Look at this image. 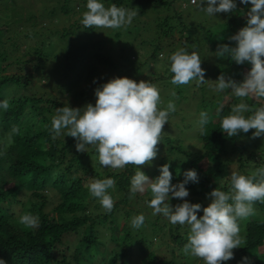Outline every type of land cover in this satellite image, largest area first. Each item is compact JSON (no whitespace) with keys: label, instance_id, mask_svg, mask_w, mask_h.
<instances>
[{"label":"trees","instance_id":"trees-1","mask_svg":"<svg viewBox=\"0 0 264 264\" xmlns=\"http://www.w3.org/2000/svg\"><path fill=\"white\" fill-rule=\"evenodd\" d=\"M185 1L188 2L186 6H182L180 0H100L105 8L115 4L136 8L140 15L151 16L156 41L146 43L145 49L151 48L147 59L130 60L126 43L108 44V38L113 37L111 33L99 36L95 28L79 24L83 16L79 17L60 32L64 40L69 31L74 34L81 30L84 40L76 45L66 44L54 66L53 70L62 78L53 88L58 93L15 95L5 92L7 86H28L33 73L42 74L50 51L41 41L26 46L23 55L18 54L20 37L33 35L18 30L14 37L4 39L2 30L6 27L0 26V102L7 100L9 104L7 109L0 107V259L5 264H204L182 251L190 233L189 226L173 225L158 214L148 218H154L150 221L149 232L131 227L135 216L130 218L132 209H127L126 205L151 199L150 191L137 193L129 199L131 177L138 168L129 165L116 171L103 167L94 146L89 151L77 152V141L66 136L67 129L55 139L51 131L52 117L57 114L58 107L80 108L82 114L87 104L95 105L96 88L113 78L130 77L131 65L137 64L135 73L141 72L151 62L155 63L159 54L170 57L177 43L189 54L195 51L205 64H213L211 71L217 77L222 73L237 80L245 76L251 69L250 63L237 65L230 57L217 58L216 51L220 44L235 46L236 42L229 37L247 26L251 4L235 0L237 8L230 12L227 20L210 29L186 22V14L182 13H190L194 7L189 0ZM82 3L86 6L87 0H63L59 10L76 13V6L81 7ZM35 20L31 21L32 25L36 24ZM124 29L132 34L137 28ZM121 33L117 32L115 39ZM172 45L175 47L171 48ZM30 65L33 72L28 73ZM171 76L157 74L148 82L169 86L164 89L174 88L177 85L171 83ZM200 90L202 100H210L203 106L208 122L203 125V133L200 125L197 134L202 151L187 149L179 137L163 134L158 145L159 156L140 170L155 179L160 175L161 166L170 164L173 184L183 181L185 171L195 170L199 182L186 185L190 193L186 199L203 208L211 202L207 194L213 189L230 190L232 172L251 178L258 169L264 168V148H261L264 136L252 138L255 130H250L228 137L221 130V120L231 113L233 105L244 102L255 110L264 106V98L249 96L241 100L229 96V89L216 92L219 98L213 100L214 95L206 93L210 88L202 85L195 93ZM179 93L180 90L175 94L177 101H173L176 104L181 99ZM205 94L211 97L204 99ZM221 105L223 108L217 115ZM251 114L245 113L246 116ZM101 167L105 169L104 175L99 173ZM106 178L116 181L115 187L108 190L115 201L110 213L105 212L98 199L91 197L87 188L92 180ZM260 179L257 175L254 182ZM47 190L54 193L55 199ZM183 202L176 198L169 200L173 206ZM253 209V215L238 220L242 225L239 228L243 242L234 258L224 264H242L244 257L248 258L247 264H264V203L257 201ZM26 213L39 217L37 228H26L19 223V218ZM202 215L200 211L198 216ZM133 232H140L137 239ZM167 236L170 239L165 242ZM161 243L165 244L163 249Z\"/></svg>","mask_w":264,"mask_h":264},{"label":"clouds","instance_id":"clouds-1","mask_svg":"<svg viewBox=\"0 0 264 264\" xmlns=\"http://www.w3.org/2000/svg\"><path fill=\"white\" fill-rule=\"evenodd\" d=\"M194 5L208 15L230 13L237 8L235 0H192ZM242 4H251L247 26L229 37L235 46L220 44L216 57H230L237 65L251 64L250 71L241 82H236L223 73L212 81L217 92L231 89L232 94L241 100L246 97L264 98V0H240ZM206 4V7L204 6ZM87 11L83 13L82 24L86 28L119 29L130 25L137 15L135 11L117 7L109 8L100 0H87ZM171 83L177 86L188 85L193 81L198 84L208 83L202 60L195 52L180 48L170 55ZM175 96V92L172 94ZM95 105L89 103L83 109L70 106L58 107L52 117L51 131L53 139L67 129L66 136L75 138L77 152H86V146H94L101 166L119 171L132 165L139 169L130 181L129 199L137 193L150 191L151 199L146 203L153 209V215H162L171 224L187 225L190 228L187 243L182 251L186 256L202 260L204 264H224L234 258V249L240 248L242 238L238 220L253 215V205L257 201L264 203V168L257 170L249 178L236 172L231 173L229 191L213 189L208 206L187 201L189 182L198 183L195 170L184 172L183 181L173 184L170 164L160 168V175L150 179L140 170L157 157L158 145L164 134V125L168 123L170 113L176 111L174 102L169 101L165 109L160 108L161 96L158 87L148 81L139 82L127 78H113L95 90ZM0 107L7 109L8 101L0 102ZM223 105L217 109L220 114ZM251 112L246 116L245 113ZM208 122L206 112L200 113L201 132ZM221 130L228 137L239 133L252 132V138L264 136V106L250 109L241 102L231 108V113L221 120ZM259 182H254L256 176ZM113 178L94 179L88 185L91 197L110 213L115 201L108 193L115 187ZM172 198L183 200L175 206L169 203ZM231 201V203L229 202ZM202 211L203 215L198 216ZM143 214L131 220V227L139 229L144 223ZM19 223L26 228H37L39 217L26 213L19 218ZM244 257L242 264H247ZM0 264H5L0 259Z\"/></svg>","mask_w":264,"mask_h":264},{"label":"rangeland","instance_id":"rangeland-1","mask_svg":"<svg viewBox=\"0 0 264 264\" xmlns=\"http://www.w3.org/2000/svg\"><path fill=\"white\" fill-rule=\"evenodd\" d=\"M180 2L182 6H186V4L188 3L185 0H180ZM189 3L194 8H191L190 13H182L183 15L186 14V22L188 24H200L205 26V28L210 27V29H215L217 28V24L219 22L227 20V18L230 16L229 14H231L218 13L213 16H210L201 8L197 7V5H194L192 3V0H189ZM197 3H199V0H197ZM62 4L63 0H0V26L6 27V30H2L3 38L7 39L9 36L14 37L15 33L18 30H21L22 34L25 33V31H28V34L31 33L33 35L27 37H20L19 48L16 53L23 55L25 53L26 46H29V44L31 43L37 44L41 41H43L47 45L46 47L50 51L46 63H44V66H42V74L33 73L34 76L28 86H7L5 88V92H10L11 94L15 95L31 94L32 92L40 93L43 91L58 93L57 90L53 88L56 87L55 85L57 81L60 82L62 78L60 77V74H57V71L53 70L54 66L56 62H58V60L60 59L61 54L64 51L63 48L66 46V44L68 45V43H71L76 45L79 44L82 40H84V35L82 34L81 30L75 32L74 34L69 31L68 35L65 37L64 40L60 37V32L64 28H68L74 21H77L79 17L83 16V13L87 11L86 6H84V4L82 3L81 7L76 6V13H63L59 10ZM204 6L206 7V4ZM125 9H129L137 13L130 25H125L119 29L95 28L94 31L95 33H98L99 36L102 35V37L105 36V32L111 33L113 37L108 38V44L111 42L115 46H120L121 44L126 43V45L124 46H126V53L130 54V60H136V58L139 57L142 61H144V59L148 58V55L151 52V48L145 49L146 43L154 39L156 41V36L153 35V30L151 26L152 17L149 15H140L136 8L125 7ZM33 19H36V24L34 25H32L31 22ZM78 22L79 24H82L80 20ZM124 27H135L137 29H134L131 32L132 34H129L126 33L127 31H125ZM123 31L124 33L122 34L121 32ZM117 32H120L121 36L115 39V34ZM200 39L203 38L201 37ZM6 47L8 52L11 54V46L8 44V42L6 43ZM174 47V45L171 46V48ZM178 49H180L179 43H177L176 45V51ZM136 65L137 64L131 65L130 77L129 75L125 77L134 79L135 81L139 82L141 80L149 81L157 74H162L164 76H170L171 74L169 70L170 59L165 53L159 54V56L155 60V63L151 62L149 67L144 68L141 72L135 73ZM212 65L213 64L211 63L205 64L204 62H202L201 64L202 68L205 69V79L210 80L208 83L205 84H198L196 81H193L188 85L174 86V88L171 86L172 88L164 89L165 87L169 86H163L161 83L157 82L154 83L160 91V108L162 110L167 107L169 101H177V97L173 96L172 94L173 92H175L176 94V92L180 90L181 93H179V95L181 96V99L178 104L175 103L176 111L174 113H170L168 123L164 125V135L179 137L180 139H182V143L187 149L196 152L202 151L201 142L199 141L197 135L198 129L200 127V113H207L206 109H203V106L207 104V101L210 100L208 99L207 101H203V97L200 95L201 90L197 93H195V91L198 87L203 85L204 87H208L211 89V91L206 93H211V96L214 95L213 100L215 98H219V96L216 95L217 91L215 90L214 83L212 82L216 81L218 78L217 76H215L214 72L211 71ZM30 72H33L32 65L29 66L28 73ZM243 79L244 75H242L239 80L233 78V80H235L236 82H241ZM108 81L109 80H107V82ZM227 94L229 96L233 95L231 89L230 91H227ZM211 96H207L205 94L204 99ZM86 148L87 151H89L91 150L92 146H86ZM261 148H264V141ZM158 156L159 154L157 153V157ZM203 165H205V162L203 163ZM98 170L100 175L105 174V169L103 167L99 168ZM154 177L155 175H152V178ZM46 192L49 194L50 197L55 199L54 193L51 190H47ZM146 202L147 201L143 199L138 202L132 203V206L126 205L127 209H132V215L130 218H132V216H138L141 214H143V216L145 217V223L140 228V232H149L150 221L154 220V218L148 219L150 215H153L150 214V212H153V209L150 208ZM161 217L167 220L162 215ZM121 223L123 224L124 221L121 220ZM238 224L242 227L240 222ZM133 233L136 235L135 238L137 239V234L139 233ZM169 239L170 237L167 236L164 238V241L168 242ZM164 245L165 244L161 243L160 248L163 249ZM237 249L233 250L234 256L236 254Z\"/></svg>","mask_w":264,"mask_h":264}]
</instances>
